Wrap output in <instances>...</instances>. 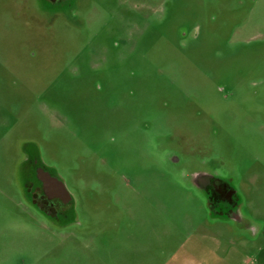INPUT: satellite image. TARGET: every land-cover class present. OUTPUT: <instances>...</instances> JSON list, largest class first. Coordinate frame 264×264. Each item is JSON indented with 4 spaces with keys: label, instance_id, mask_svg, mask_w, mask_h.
Returning a JSON list of instances; mask_svg holds the SVG:
<instances>
[{
    "label": "rangeland",
    "instance_id": "1",
    "mask_svg": "<svg viewBox=\"0 0 264 264\" xmlns=\"http://www.w3.org/2000/svg\"><path fill=\"white\" fill-rule=\"evenodd\" d=\"M218 216L264 242V0H0V264H168Z\"/></svg>",
    "mask_w": 264,
    "mask_h": 264
},
{
    "label": "crops",
    "instance_id": "2",
    "mask_svg": "<svg viewBox=\"0 0 264 264\" xmlns=\"http://www.w3.org/2000/svg\"><path fill=\"white\" fill-rule=\"evenodd\" d=\"M199 185L207 189V185L203 183ZM226 187L231 194H235L232 187L228 184ZM235 204L239 203L236 201ZM241 217L243 215L237 213L226 216L225 220L236 222ZM218 218V232L208 230V228L200 231L193 230L175 250L168 264H264V242L261 245L258 244L261 229L250 227L248 233H250L251 240L247 245L244 238L231 237V230H223L224 217L218 216ZM247 246H249V252Z\"/></svg>",
    "mask_w": 264,
    "mask_h": 264
},
{
    "label": "flooded vegetation",
    "instance_id": "3",
    "mask_svg": "<svg viewBox=\"0 0 264 264\" xmlns=\"http://www.w3.org/2000/svg\"><path fill=\"white\" fill-rule=\"evenodd\" d=\"M53 4L60 3L62 0H50ZM28 161L31 166V171L33 175L38 180V186L34 187V184L31 183L30 188L35 189L33 194H37L40 191V195L43 197H48L51 202H55V200H61L65 204L70 202L71 200H67L61 197L57 192V183L54 177H57L52 170H50L42 161L39 160L38 156L33 155L28 158ZM58 178V177H57ZM203 185H207L208 191V198L211 200L212 204L222 205L223 202H227L230 200L231 202L234 201L233 194H231L227 187L226 183L220 180H215L214 178L210 177H203L201 180ZM47 186L50 189L47 190ZM39 190V191H38ZM50 191V192H47ZM53 195V196H51ZM72 199V198H71ZM221 213L229 212V210L221 209Z\"/></svg>",
    "mask_w": 264,
    "mask_h": 264
},
{
    "label": "water",
    "instance_id": "4",
    "mask_svg": "<svg viewBox=\"0 0 264 264\" xmlns=\"http://www.w3.org/2000/svg\"><path fill=\"white\" fill-rule=\"evenodd\" d=\"M54 179L56 180V183H57V192L58 194L67 199L68 201L71 200V195L69 193V191L67 190L66 186L64 185V183L57 177H54ZM50 189V187L47 186V190ZM47 192H50V191H47ZM53 196V195H51Z\"/></svg>",
    "mask_w": 264,
    "mask_h": 264
}]
</instances>
